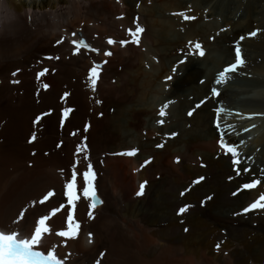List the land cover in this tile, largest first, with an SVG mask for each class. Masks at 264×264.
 <instances>
[{
    "label": "bare ground",
    "instance_id": "obj_1",
    "mask_svg": "<svg viewBox=\"0 0 264 264\" xmlns=\"http://www.w3.org/2000/svg\"><path fill=\"white\" fill-rule=\"evenodd\" d=\"M136 24L144 29L139 43L121 46ZM72 33L100 53L73 54ZM237 42L245 63L216 85ZM91 60L102 62L94 90L86 80ZM65 108L72 111L63 117ZM220 132L242 150L239 176L217 146ZM82 142L101 204L90 219L89 201L77 202L80 234L66 243L54 234L66 210L52 216L45 251L58 245L67 264H264V210L241 213L264 192V0H0V226L24 211L27 228L66 203L60 193L78 160L82 191L85 153L75 154ZM252 179L261 184L238 191ZM49 190L56 195L39 203ZM183 205L188 211L177 214Z\"/></svg>",
    "mask_w": 264,
    "mask_h": 264
},
{
    "label": "snow or ice",
    "instance_id": "obj_2",
    "mask_svg": "<svg viewBox=\"0 0 264 264\" xmlns=\"http://www.w3.org/2000/svg\"><path fill=\"white\" fill-rule=\"evenodd\" d=\"M179 15L183 16L185 20H191L194 19V17L187 16L184 13H180ZM144 29L139 25L136 24L135 30L129 28L127 29V33L129 36H131V40H125L121 39L119 41L121 46H124L128 43H139V34L142 33ZM259 30H253L248 35L250 37H255L257 35V32ZM72 39L70 40L71 45L73 46V54H81L82 50L84 51H91V52H99L100 50L97 48L91 47V45L86 41L84 37H80L79 39H76L77 33H72ZM240 40H243L244 37L241 36L239 38ZM65 37H61L59 40H57V44H60L64 42ZM107 44L112 45L113 43H116L115 40L112 38L107 39ZM192 42H189V45L191 46ZM194 48L199 51V55L203 56L205 53L201 50V44L199 42H196L194 45ZM235 58L233 62L227 63L223 70H221L215 79V84L220 85L226 81V79L229 77L230 74L235 73L238 71V69L244 65L245 60L242 55V49L239 46V42H237L235 48ZM105 55H111L112 53L109 51H105ZM47 59H53V57H47ZM55 59H59V57H55ZM185 61L181 60L178 62V64H183ZM100 65L93 63V66H91L87 70V83L88 86L91 87L93 90L96 87L97 78H98V68ZM19 71V69L17 70ZM48 69H43L40 72L36 73L37 79H39L41 76H43L45 73H47ZM173 73L177 71V68L174 67L172 69ZM13 76L16 75L15 72L12 73ZM167 80H171L172 77H166ZM13 83H19V81L14 80ZM203 83V81H202ZM45 89L49 87V85L45 84L43 85ZM211 93L214 96L219 95V91L216 87L211 88ZM69 96L68 92H65L61 99L63 100L65 97ZM207 99V98H206ZM99 103V101H97ZM201 104L204 103V101L200 102ZM200 105L198 104L197 107ZM168 105L165 104L161 109L159 114L161 116L165 115L164 109L167 108ZM72 109L65 108L62 110V116L66 117L69 112H71ZM221 109H217V114L221 112ZM188 115H192V111L188 112ZM252 115H258V114H252ZM41 116H37L34 120V124L39 122L41 120ZM63 123V119L60 121ZM162 123V121H160ZM215 126L217 130L220 129V121L217 119L215 122ZM228 127H231L230 125ZM84 130H88V125L86 124L84 126ZM247 131V129H245ZM172 136H175V133L171 134ZM225 132H220V138L217 141L219 147L223 150L225 155H230L231 162L233 166V170L236 172V175H241V170L238 167L241 164L240 159V152L238 151V145L229 143L225 139ZM36 139V133L34 132L32 134L31 139L29 142L31 143L33 140ZM243 141H241V144ZM57 147H60V144L57 145ZM157 147H163V145H157ZM136 149L129 150L128 152L124 153L126 155L132 156L136 153ZM80 153H85L83 155L82 159L84 162H86V170L83 171V187L82 191H78L79 185L77 183V164L80 163L78 160L76 163L72 165V171L70 178L67 180V182L63 185V188L61 190V195L65 198L66 203H61L59 207H53L50 212L46 214H42L38 216L34 222L30 223L27 228H25L22 225V221H24V211H21L20 217L17 220H14L12 225L8 226H0V264H66L67 257L60 258L57 247L58 245L53 244L51 247H49L46 251L43 249V243L44 238L46 235H50L53 233V229L51 228L50 224L48 223L52 216H55L57 213H60L62 210H66V216L64 217V224L65 227H62L61 229H57L54 231V234L57 237L64 238L63 242L66 243L69 239H75L80 234V222L75 218L74 210L76 208V204L81 199H84L86 201H89L88 203V217L91 219L93 217V209L96 207L98 203H100V200L97 196V192L94 186L95 182V172L93 164L89 161V156L87 153V145L83 142L81 144H78L76 146L75 154L79 155ZM179 159V158H177ZM250 159V157H249ZM150 161H144V164H148ZM63 171V170H61ZM251 171L250 168L245 167L243 168L244 173H249ZM262 175H264V172H262ZM204 177H199L197 180L193 181V184L199 183L201 180H203ZM261 184L260 179H252L250 182H246L241 185L240 189L238 191L243 190H250L257 188L258 185ZM147 185V181L140 182L138 186V190L136 191L135 195L137 197L143 196L145 194V188ZM187 191V189L185 190ZM185 192H181L180 195L183 196ZM56 193L54 191L49 190L45 195H43L42 199L39 201V203H45L49 201L50 198H52ZM233 195H236V193H233ZM207 199H211V197H208ZM201 204H204V201L201 202ZM190 205H183L177 209V214H183L186 211H188ZM253 210H264V192L260 193L259 196L254 199L251 203H249L246 207L242 208L241 213L247 214ZM187 231V229H185ZM91 236V233L89 234ZM215 248L217 251L220 250L221 244L217 243L215 245ZM104 253H100V256H103ZM96 264H100V261L97 260Z\"/></svg>",
    "mask_w": 264,
    "mask_h": 264
},
{
    "label": "rangeland",
    "instance_id": "obj_3",
    "mask_svg": "<svg viewBox=\"0 0 264 264\" xmlns=\"http://www.w3.org/2000/svg\"><path fill=\"white\" fill-rule=\"evenodd\" d=\"M206 11H208V10H206ZM111 52V51H110ZM112 53V52H111ZM171 76V75H170ZM169 77V76H168Z\"/></svg>",
    "mask_w": 264,
    "mask_h": 264
}]
</instances>
